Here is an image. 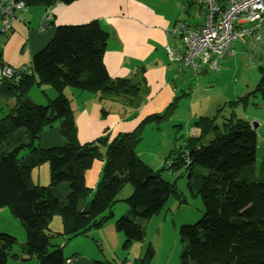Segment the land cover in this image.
Instances as JSON below:
<instances>
[{
    "label": "trees",
    "instance_id": "1",
    "mask_svg": "<svg viewBox=\"0 0 264 264\" xmlns=\"http://www.w3.org/2000/svg\"><path fill=\"white\" fill-rule=\"evenodd\" d=\"M21 1L27 7L48 8L74 0ZM192 2L205 9L200 0H189ZM179 22L189 26L180 19L172 27ZM106 41L107 33L96 20L59 25L18 79L0 82L1 90L6 88L15 95L14 105L0 118V208L7 207L25 231V240L15 252L11 251L16 238L0 232V264H5L9 255L20 260L34 257L36 264H65L62 245L53 240L64 242L101 226L112 216L117 192L130 184L132 192L124 199L128 210L115 221L127 250L132 242L142 241L146 222L167 198L177 196L175 184L151 170L134 150L142 124L161 119L175 102L163 114L146 116L131 132L112 138L104 133L85 143L74 140V119L65 90L93 91L100 99L112 96L135 107L141 98L138 82L108 75L103 64ZM263 46L264 39L250 52L255 54ZM45 83L55 91V97L45 105L32 102L26 96L28 89ZM257 97L264 102V78L253 91L226 101L214 115L196 118L192 124L196 133L186 137L179 154L171 160L170 167L201 168L197 173L190 170L189 188L197 190L204 209L197 225L179 227V264H264V143L257 163L258 133L252 129L249 116H238L234 111L237 106H259ZM222 108H227V115L220 114ZM54 126L60 128L67 143L39 148L40 134ZM208 136V143L203 144L202 139ZM23 150L25 154L20 155ZM103 154L101 177L87 199L90 190L85 186L84 172ZM171 155L172 150L168 158ZM42 163L49 165L47 186L33 184L30 178L31 170ZM61 186L66 191L61 192ZM55 213L62 221L61 233L49 229ZM152 253L148 247L145 257L132 260L133 264H144Z\"/></svg>",
    "mask_w": 264,
    "mask_h": 264
},
{
    "label": "crops",
    "instance_id": "2",
    "mask_svg": "<svg viewBox=\"0 0 264 264\" xmlns=\"http://www.w3.org/2000/svg\"><path fill=\"white\" fill-rule=\"evenodd\" d=\"M188 4L189 0H74L68 4L57 2L48 8L40 5L33 8H29V6L25 12L16 13L15 16L20 17L21 15L22 19H13L10 31L5 35H0V63L12 67L28 66L32 56L50 42L57 26L84 25L96 20L102 30L107 33L103 64L108 75L112 78L138 79L141 82L142 96L135 107L116 97L105 96L100 99L101 96L97 92L91 93L93 91L88 93L75 89L65 90L64 93L69 98L74 119V140L76 143H85L105 132L111 138L119 133L131 132L139 128L141 121L146 116L163 114L165 109L175 102L173 108L164 117L142 124L139 130L140 135L134 148L135 153L145 165L153 170L151 165L158 167L160 155H164L166 152L165 142L169 141V144H174L172 142L174 141V131L171 129L170 133L164 134L160 125L165 123L168 128H173L178 124L180 127L181 122L185 120L190 121L188 124L190 123L192 128L195 119L191 121L190 109H187L186 116L182 119L180 115H177L179 112L176 101L181 91L184 90L181 89L186 87L188 81L192 80L191 74H195L194 76L199 78L209 70L202 67L198 73H194L191 69H182L180 62L170 60L167 56L166 47L175 52L183 51L180 39L169 33V29L177 20L184 19L194 30L202 24V21L200 23L196 21L192 6L188 7L190 5ZM46 10L49 11L50 18L47 26L39 31L37 27ZM197 10L199 13L205 14L204 8L197 6ZM243 40L245 47H248V38ZM187 77L190 78L187 79ZM37 86L39 88L37 95L31 94L32 89ZM0 93H3L1 87ZM26 95L32 102L41 104L48 103L56 93L50 86L41 84L29 88ZM223 97L225 101L227 98ZM230 98L228 99L231 100ZM107 100H110L112 104L106 102ZM219 102L216 103L215 108ZM13 104L14 99L9 101L8 109ZM109 105H114L118 109L114 108L115 111H110L107 108ZM103 109L106 110L105 114H103ZM126 109H129L130 112ZM123 111L126 113L123 114ZM202 116L211 115L203 114ZM255 117L257 116L248 119H258ZM162 137H165V140H162ZM66 143L67 138L63 136L58 126L44 130L37 139V146L43 149L62 146ZM104 152L105 149L102 148V153ZM104 157L103 154L101 159L93 160L90 167L84 172V183L90 190L87 199L92 195L101 177ZM164 168L167 166L162 167V169ZM160 169L153 171L159 172ZM159 174L161 176V173ZM161 177L165 179L163 176ZM30 178L33 184L47 186L49 184V165L42 163L33 168ZM59 190L66 191L63 186L59 187ZM120 191L122 193L118 195ZM131 192L130 184H125L120 188L116 195L117 201L111 207L112 216L101 226L90 228L85 235H79L64 242L57 238L58 244L62 245L65 264H107L110 256L114 255L118 248L125 251L123 248L124 237L121 232L117 231L115 221L127 212L128 207L124 199ZM5 208H0V218L2 216L10 218L9 211ZM49 229L55 233L62 232L63 225L58 213L53 214L49 222ZM130 246L132 249L127 255L128 258L125 257V259L131 261L139 259L142 254V246L133 242ZM90 252L93 253L90 254ZM163 264H167V259Z\"/></svg>",
    "mask_w": 264,
    "mask_h": 264
},
{
    "label": "rangeland",
    "instance_id": "3",
    "mask_svg": "<svg viewBox=\"0 0 264 264\" xmlns=\"http://www.w3.org/2000/svg\"><path fill=\"white\" fill-rule=\"evenodd\" d=\"M190 6H192V11L195 15L196 21L199 23L200 21L203 22L204 14L198 12V5L192 2L188 7ZM33 7L37 6L31 5L29 8ZM230 46L233 48L234 52L227 54L221 59V68L218 71L207 70L206 74H202L199 76V78H196L194 76L195 74H191L192 80L188 81L189 85L187 84L186 87L181 89L184 90L181 91L176 103L179 112L177 115H180L182 119L186 116L187 109H190V117L192 118L191 121L198 118V116H202L203 114L214 115L216 113L214 110L219 106L223 107L225 104L224 102L229 100L228 98L231 97V100H235L236 97L253 91L260 82L261 78H264V46L260 48L259 52H255V54L254 52H250L252 50L251 48L245 47L244 40L242 38L233 40ZM190 77H187V79ZM133 81L138 82L139 86H141V82L138 79H133ZM44 85L49 86L47 83ZM76 91L90 92L88 90ZM38 92L39 88L37 86L36 88L32 89L31 94L37 95ZM91 93L95 94L94 92ZM140 96H142L141 90ZM223 96L227 98L225 101ZM14 97L15 95H13L6 88L3 89L2 94L0 93V118L4 116L9 110V101L13 99L15 101ZM258 98L259 97L256 98L258 102L255 99L253 101L257 102L259 106L248 105L245 108L237 106L234 109L238 116L247 115L251 118L254 116L259 117L258 119H255L259 123V127L256 129L258 133L256 147L257 163H259L258 160L262 154L264 143V102L263 100H258ZM106 102H110L112 104L110 100H107ZM217 102H219V105L215 108L214 106ZM41 104L47 103L45 102ZM104 105L106 106V104ZM107 108L110 111H115L114 108L117 107H114V105H109ZM126 111L130 112L129 109H126ZM125 113L126 112L123 111V114ZM220 114L227 115V108H222ZM218 118L219 117L217 116V122H220V119ZM188 122L190 121L184 120L181 122L180 127L178 124H176L177 126L174 125L173 128H168L165 123L160 125L164 131V134L170 133L171 129L174 131V141H172L174 144H169V141L165 142V145L167 146L166 152L164 155H160V163L158 167H154L156 165H151L153 170H158L160 168L162 169V167L167 165V160L170 159L173 161L177 154H179L178 152L182 149L186 137L191 135L189 133L191 127L190 123L188 124ZM161 139L165 140V137H162ZM202 140L203 144H207L209 141V136L203 138ZM171 150L172 155L170 158H168V152ZM23 154H25V151H20V155ZM198 168L199 166L191 165L187 170L181 165L177 166L176 168L175 166H172L162 170L160 169L159 173H161V176H163L167 181L175 184L177 196L173 194L167 198V203L165 201L166 204L164 203L160 210L154 214V216L150 219V222H146L143 240L140 242H133L139 243L142 246V254L139 258L145 257V252L148 247L153 250V255L144 264H163L166 259L167 264H179V253L181 249L179 227L183 224L197 225L204 209L197 190H194L192 186L189 188L191 179V174L189 176L190 170L192 169V172L194 171L197 173ZM203 171L204 173H207V170ZM194 179L195 177L192 178V182ZM121 193L122 191H120L118 195H121ZM7 209L8 208L6 207L5 210ZM8 213L10 218L6 216H2L0 218V232L11 234L16 238L17 244H15L11 251L15 252L18 250V245L22 244L25 240V231L18 218L14 217L10 212ZM3 214L5 215V213ZM19 233L20 235H18ZM19 238H21V240H19ZM58 241L59 240L57 238L53 240L55 243H58ZM131 249L132 246L130 245L127 251L118 248L115 251V254L110 256L111 258L107 264H125L123 261L125 257L128 258L127 255L130 254ZM92 253L93 252H90V254ZM15 263L34 264L36 263V258L33 257L25 260H16L9 255L5 264Z\"/></svg>",
    "mask_w": 264,
    "mask_h": 264
},
{
    "label": "built area",
    "instance_id": "4",
    "mask_svg": "<svg viewBox=\"0 0 264 264\" xmlns=\"http://www.w3.org/2000/svg\"><path fill=\"white\" fill-rule=\"evenodd\" d=\"M205 7L204 20L196 30L184 22L177 23L169 29L171 35L177 36L183 51L175 52L166 47L170 60L180 62L182 69H191L198 73L202 67L211 71L221 68V59L232 53L230 46L233 40L248 38V47L262 42L264 33V0H200ZM27 6L21 0H0V35L11 29L17 12L25 11ZM50 18L49 11H45L37 30H43ZM25 67H12L0 63V82L2 80L18 79ZM189 133L195 132L191 128ZM189 162L188 159H185ZM168 165L171 161L167 162ZM125 264H133L127 260Z\"/></svg>",
    "mask_w": 264,
    "mask_h": 264
},
{
    "label": "water",
    "instance_id": "5",
    "mask_svg": "<svg viewBox=\"0 0 264 264\" xmlns=\"http://www.w3.org/2000/svg\"><path fill=\"white\" fill-rule=\"evenodd\" d=\"M258 121L257 120H251L250 121V125H251V127H252V129H254V130H256L257 129V127H258Z\"/></svg>",
    "mask_w": 264,
    "mask_h": 264
},
{
    "label": "clouds",
    "instance_id": "6",
    "mask_svg": "<svg viewBox=\"0 0 264 264\" xmlns=\"http://www.w3.org/2000/svg\"><path fill=\"white\" fill-rule=\"evenodd\" d=\"M27 8H28V7H27ZM27 8H26V9H27ZM25 11H26V10H25ZM25 11H23V12H25ZM20 12H21V11H20ZM17 13H18V12H17ZM20 16H21V15H20ZM21 17H22V16H21ZM11 27H12V26H11ZM9 31H10V30H9ZM6 33H8V31H7ZM6 33H5V34H6ZM5 34H2V35H5ZM180 41H181V40H180ZM4 64H5V63H4ZM24 67H26V66H24ZM192 129L194 130L193 127H192ZM194 132H195V130H194ZM195 133H196V132H195ZM195 133H194V134H195ZM168 161H171V160L169 159V160H167V162H168ZM171 164H172V161H171ZM171 164H170V165H171ZM170 165L167 164L166 166H167V167H170Z\"/></svg>",
    "mask_w": 264,
    "mask_h": 264
}]
</instances>
